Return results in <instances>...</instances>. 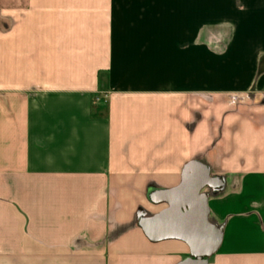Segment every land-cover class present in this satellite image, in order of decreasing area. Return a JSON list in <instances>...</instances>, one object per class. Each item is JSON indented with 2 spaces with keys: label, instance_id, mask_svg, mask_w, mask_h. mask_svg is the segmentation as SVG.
Returning <instances> with one entry per match:
<instances>
[{
  "label": "crops",
  "instance_id": "crops-1",
  "mask_svg": "<svg viewBox=\"0 0 264 264\" xmlns=\"http://www.w3.org/2000/svg\"><path fill=\"white\" fill-rule=\"evenodd\" d=\"M210 6L223 49L188 83ZM192 161L219 181L209 264H264V0H0V264L181 263L178 216L144 225Z\"/></svg>",
  "mask_w": 264,
  "mask_h": 264
},
{
  "label": "water",
  "instance_id": "water-1",
  "mask_svg": "<svg viewBox=\"0 0 264 264\" xmlns=\"http://www.w3.org/2000/svg\"><path fill=\"white\" fill-rule=\"evenodd\" d=\"M218 185V179L210 176L207 167L190 162L182 184L172 192L176 198L174 204L144 225L146 235L157 239L155 234L161 218L169 214L178 216L176 229L179 233L175 237L186 241L190 247V255L179 264H209L219 247L221 234L208 221V196L202 193L204 188Z\"/></svg>",
  "mask_w": 264,
  "mask_h": 264
},
{
  "label": "rangeland",
  "instance_id": "rangeland-1",
  "mask_svg": "<svg viewBox=\"0 0 264 264\" xmlns=\"http://www.w3.org/2000/svg\"><path fill=\"white\" fill-rule=\"evenodd\" d=\"M213 7L214 6H210L208 8L206 7L207 9L204 8L202 12L200 11V8L190 9L188 7V45L185 48H182V54H179V56H184L187 51L186 54L188 55V58L181 59L180 57H178L177 60L178 63L182 62L183 66L184 62H188V83L192 82L190 78V75L192 74L191 72L199 70L201 67L203 68L205 66L206 68H208L209 73H215L216 71L215 62L212 63V59L213 57H215V52H218L219 50L223 49L221 45H217L216 41L217 38L220 37V35H224L223 31L225 29L221 27L219 28L210 26L202 27L204 23H212L216 20V11H214L212 15L208 14V12H211V8ZM203 36H205L204 40L202 39ZM204 43H208L209 46V53H207L209 55L208 60L201 59V55L206 54L204 53L206 49L201 48V44ZM182 45H184V43H182Z\"/></svg>",
  "mask_w": 264,
  "mask_h": 264
}]
</instances>
